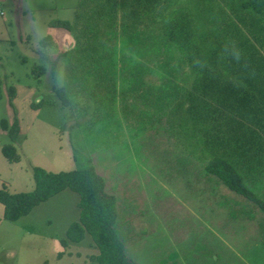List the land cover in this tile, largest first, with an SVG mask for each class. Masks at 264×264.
Returning <instances> with one entry per match:
<instances>
[{"label": "rangeland", "instance_id": "1", "mask_svg": "<svg viewBox=\"0 0 264 264\" xmlns=\"http://www.w3.org/2000/svg\"><path fill=\"white\" fill-rule=\"evenodd\" d=\"M117 4L114 15L107 11L110 20L105 22L122 66L117 68L115 85H102L113 86L111 93L90 86L76 93L73 106L63 108L53 89L80 91L68 82L67 69L82 55L83 46L76 51L77 44L66 31L48 24L73 22L79 10L93 8L95 1L0 0V121L11 125L17 120L20 127V136L12 143L20 161L13 164L1 154V147L11 141L0 128V189L29 193L34 189L31 167L70 172L90 160L116 200L119 219H130L132 226L146 215L161 228L155 236L135 227L125 234L126 255L136 263L264 264L260 209L208 177L206 164L195 162L181 143L165 135L163 124L154 123L158 109L152 104L137 106L115 92L119 86L138 90L136 85H141L147 96L176 98L183 90L179 79L188 77L176 50L172 52L144 21L123 18ZM219 20L215 32L222 29ZM48 35L52 40L41 44ZM65 52L74 59L60 57L54 78L51 63ZM88 65L95 67L94 62ZM40 72L38 80L35 74ZM11 87L16 89L13 106L8 103ZM86 96L97 98L95 108L85 106ZM39 103L38 110L31 108ZM258 193L264 200V188ZM78 201L75 193L62 191L15 223L3 219L0 204V264H90V256L97 254L90 236L78 244L68 242L65 249L59 245L78 221Z\"/></svg>", "mask_w": 264, "mask_h": 264}, {"label": "trees", "instance_id": "2", "mask_svg": "<svg viewBox=\"0 0 264 264\" xmlns=\"http://www.w3.org/2000/svg\"><path fill=\"white\" fill-rule=\"evenodd\" d=\"M94 1L95 6L79 10L73 22L55 20L48 24L49 28L66 31L76 42V51L83 46L82 55L67 69L68 82L80 91L53 89L61 106H73L76 93L90 86L115 85L117 68H122L120 51L117 44L109 41L111 28L105 22L110 20L107 11L114 15L113 6L118 2L123 18L144 21L147 29L169 43L172 52L176 50L188 71V77L178 81L183 90L178 92L171 109L175 118L167 122L171 137L195 162L206 164L208 177L264 215V200L258 193L264 188V0ZM219 19L223 26L215 32ZM104 39L106 43L99 47ZM51 40L48 35L40 43ZM68 55L65 52L51 63L54 78L60 57L73 61L74 57ZM88 62H94L95 67L90 68ZM41 72L35 74L38 80ZM104 79L112 82L103 83ZM101 89L111 93L113 86ZM8 94V103L13 106L16 89L11 87ZM83 99L87 107L97 100L92 101V96ZM100 105L99 101L97 106ZM40 106L41 103L31 104L34 110ZM0 128L11 141L1 147L2 156L10 164L18 163L20 156L12 144L20 136L18 121L10 125L1 120ZM31 175L34 189L29 193L0 189L4 220L15 223L39 204L69 190L79 197V218L67 229L66 239L59 242L62 249L68 242L78 244L90 236L97 250L90 256V264H138L126 255L116 200L107 193L104 179L90 160L84 168L70 172L50 173L31 167Z\"/></svg>", "mask_w": 264, "mask_h": 264}, {"label": "crops", "instance_id": "3", "mask_svg": "<svg viewBox=\"0 0 264 264\" xmlns=\"http://www.w3.org/2000/svg\"><path fill=\"white\" fill-rule=\"evenodd\" d=\"M138 90H129L125 89L124 87L119 86L118 89L115 92H119L123 94L122 96L119 97V99L124 100V101H129L131 103L136 104L137 106H144L147 107L148 104H152L154 109H158V112L155 114V120L154 123L158 122L159 125L163 124L164 125V133L166 136H168L170 139H172L175 143H177L171 136L173 133L170 131L168 132V127H167V122L168 119L173 118V114L171 113V109L174 108L175 106V98L173 96H164V95H149L147 94H142L145 92V89L141 85H136ZM133 94V95H131ZM175 118V117H174ZM172 119V121L174 120ZM153 123V124H154ZM175 130V128H173ZM183 148V147H180ZM205 166V163H204ZM94 167V166H93ZM96 170V168H95ZM205 172V168H204ZM102 176V175H101ZM105 181V179H104ZM106 191L108 193V184L106 185ZM122 190V188H121ZM134 191V190H133ZM117 206V204H116ZM261 212V210H259ZM262 213V212H261ZM263 214V213H262ZM170 220H174L172 217ZM118 221L120 223L121 228L123 229L124 234L127 235V233L130 231L131 228L135 227L137 230H140L142 234H151L154 236L157 235V231L161 229L158 224L154 223V220L151 219H146V215L140 216L135 223H133L132 226H130L131 221H125L123 222L121 219L118 217ZM201 227V225H200ZM204 228V226L202 225ZM60 245V244H59ZM126 248V246H125Z\"/></svg>", "mask_w": 264, "mask_h": 264}, {"label": "water", "instance_id": "4", "mask_svg": "<svg viewBox=\"0 0 264 264\" xmlns=\"http://www.w3.org/2000/svg\"><path fill=\"white\" fill-rule=\"evenodd\" d=\"M70 36V35H69ZM72 48V47H71ZM71 48L67 49V51H69Z\"/></svg>", "mask_w": 264, "mask_h": 264}]
</instances>
